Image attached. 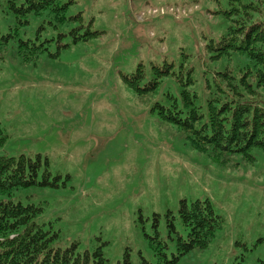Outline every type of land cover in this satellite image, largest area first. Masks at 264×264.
Here are the masks:
<instances>
[{"label": "rangeland", "instance_id": "rangeland-1", "mask_svg": "<svg viewBox=\"0 0 264 264\" xmlns=\"http://www.w3.org/2000/svg\"><path fill=\"white\" fill-rule=\"evenodd\" d=\"M263 9L264 0H74L67 17L80 13L99 33L77 43L68 35L72 22L54 30L44 17L31 21L28 37L45 26L40 40L51 41L31 65L0 53L7 136L0 157L40 156L38 181L46 168L58 179L6 200L39 206L36 223L58 234L55 248L100 249L106 264H122L125 253L129 264L164 263L158 239L168 264H264L262 155L254 152V163L234 156L225 167L210 162L152 112L153 97L137 96L123 79L139 65L148 81L156 68L162 78L173 73L158 92L177 96L181 73L200 83L207 71L252 66L236 62L231 49L211 57L220 37L252 21L264 25ZM196 200L211 203L221 227L206 249L179 256L177 239L186 237L179 205ZM171 217L176 234L166 227Z\"/></svg>", "mask_w": 264, "mask_h": 264}, {"label": "trees", "instance_id": "trees-1", "mask_svg": "<svg viewBox=\"0 0 264 264\" xmlns=\"http://www.w3.org/2000/svg\"><path fill=\"white\" fill-rule=\"evenodd\" d=\"M71 4L74 0H0V53H9L12 61L20 66L38 61L47 51L45 44L51 40H40L45 26L38 27L30 38L27 29L31 21L43 17L47 20L44 24L54 30L72 22L68 35L73 43L96 38L99 33L83 25L80 13L67 17ZM260 14L264 18V9ZM263 27L261 21H252L247 28L238 27L237 32L220 37L215 46L219 54L211 57L224 58L230 55L226 49H231L236 62L251 61L252 66L240 67L232 73L226 69L207 71L200 83L191 76L183 80L181 73L176 77L179 82L177 96L169 90L159 94L161 84L173 73H166L162 78L157 68L148 81L143 66L139 65L132 74L123 77L124 82L137 96L153 97L156 103L152 112L158 109L156 115L175 125L184 134L187 144L210 162L225 167L238 156L246 163H254V152L264 158ZM63 36L66 34H58L59 40ZM191 72L188 71V75ZM6 139V134L0 130V147ZM41 166L40 156L35 160L25 156L0 157V264H106L100 249L79 253L76 244L66 249L55 248L58 234L36 223L42 212L39 206L6 200L20 189L40 188L56 182L58 177L51 178L47 168L38 181ZM178 214L186 231L185 239L180 236L177 239L179 256L206 249L221 227V219L214 214L208 200L189 204L181 201ZM171 219H167L166 227L176 234ZM156 244L160 246L158 255L165 260L159 264H168L164 254L166 246L159 239ZM122 264H129L127 253ZM140 264L151 263L141 258Z\"/></svg>", "mask_w": 264, "mask_h": 264}]
</instances>
